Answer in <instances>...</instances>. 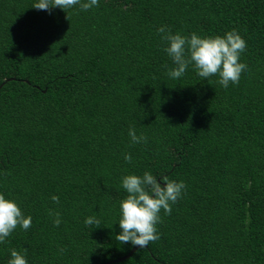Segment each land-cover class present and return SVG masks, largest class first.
I'll list each match as a JSON object with an SVG mask.
<instances>
[{
	"label": "trees",
	"instance_id": "obj_1",
	"mask_svg": "<svg viewBox=\"0 0 264 264\" xmlns=\"http://www.w3.org/2000/svg\"><path fill=\"white\" fill-rule=\"evenodd\" d=\"M143 232L111 264H264V0H0V264Z\"/></svg>",
	"mask_w": 264,
	"mask_h": 264
},
{
	"label": "water",
	"instance_id": "obj_2",
	"mask_svg": "<svg viewBox=\"0 0 264 264\" xmlns=\"http://www.w3.org/2000/svg\"><path fill=\"white\" fill-rule=\"evenodd\" d=\"M153 201H154V197H153L152 202H151V207H152V203H153ZM149 220H150V215L148 216V222H149ZM143 244H144V232H143V234H142V237H141L140 241H139V242L137 243V245L131 250V252H130L129 254H127V255L124 256V257H121V258H118V259L111 260V261H109V262H107V263H104V264H111V263H113V262H119V261H122V260L128 258L130 255L133 254V252H135L136 250H138L139 248H141V246H143Z\"/></svg>",
	"mask_w": 264,
	"mask_h": 264
}]
</instances>
